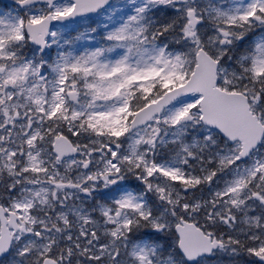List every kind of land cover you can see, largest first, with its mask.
I'll list each match as a JSON object with an SVG mask.
<instances>
[{"label":"snow or ice","instance_id":"6c2138e0","mask_svg":"<svg viewBox=\"0 0 264 264\" xmlns=\"http://www.w3.org/2000/svg\"><path fill=\"white\" fill-rule=\"evenodd\" d=\"M0 264H264V0H0Z\"/></svg>","mask_w":264,"mask_h":264}]
</instances>
